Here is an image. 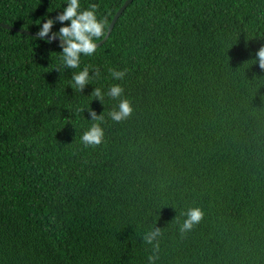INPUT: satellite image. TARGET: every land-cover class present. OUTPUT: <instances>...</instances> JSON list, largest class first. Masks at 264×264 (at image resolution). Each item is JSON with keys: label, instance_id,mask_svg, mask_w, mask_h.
<instances>
[{"label": "trees", "instance_id": "1", "mask_svg": "<svg viewBox=\"0 0 264 264\" xmlns=\"http://www.w3.org/2000/svg\"><path fill=\"white\" fill-rule=\"evenodd\" d=\"M126 1L81 0L100 40ZM64 3L0 0V22L37 32ZM33 36L0 25V264H148L153 229L156 264H264V0H133L82 57V91L61 42ZM114 84L134 108L121 122L93 96ZM93 110L105 136L85 146Z\"/></svg>", "mask_w": 264, "mask_h": 264}, {"label": "clouds", "instance_id": "2", "mask_svg": "<svg viewBox=\"0 0 264 264\" xmlns=\"http://www.w3.org/2000/svg\"><path fill=\"white\" fill-rule=\"evenodd\" d=\"M63 10L55 17L45 14L35 24L38 26V31L34 40L39 42L44 40L46 43H52L57 37L60 38V70L62 68L80 69L82 57H91L97 51V40L103 37L106 30L104 19L98 17L96 8L93 4L88 8H81V0H65L62 5ZM57 21L61 22L62 26L53 31ZM69 22V23H65ZM51 33V35H49ZM254 64H258L261 70H264V45L260 46L255 52L252 59ZM126 71L111 70V76L116 80H123ZM92 76L88 67H84L75 72L72 77V87L77 91H82L84 87L90 83ZM124 93V89L120 84L112 85L107 92L101 88H96L93 96L102 101L105 100V95L113 100H119L118 107L108 113V117L114 122L126 120L133 112L134 108L128 99H120ZM89 120V119H88ZM104 113L97 114L94 110L91 111L90 121H94L82 134L81 140L85 146L100 145L105 136L102 122ZM185 217L183 223L180 224L181 234L191 231L204 218V211L200 207H190L182 213ZM162 235L160 229H153L144 234L146 244L152 246V254L148 257V264H156L159 259V237Z\"/></svg>", "mask_w": 264, "mask_h": 264}, {"label": "water", "instance_id": "3", "mask_svg": "<svg viewBox=\"0 0 264 264\" xmlns=\"http://www.w3.org/2000/svg\"><path fill=\"white\" fill-rule=\"evenodd\" d=\"M132 1H133V0H127V1L125 2V4H124V5L118 10V12L116 13V15H115V17H114L112 23H111L110 26H109V30H108L107 34L105 35V37H104L102 40L96 42V43H97V46L102 45V44L108 39V37L110 36V34H111V32H112V30H113V28H114V26H115L117 20L120 18V16L122 15V13L125 11V9L127 8V6H128ZM0 25H1V26H4V27L12 28V29H14V30H16V31H18V32H22V33H26V34H30V35H36V33H37V32L29 31V30L24 29V28H19V27H16V26H11V25H8V24L3 23V22H0ZM56 40L60 41V38L57 37Z\"/></svg>", "mask_w": 264, "mask_h": 264}]
</instances>
